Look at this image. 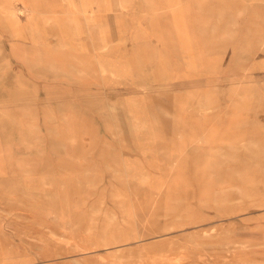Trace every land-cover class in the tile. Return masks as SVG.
Masks as SVG:
<instances>
[{"label": "rangeland", "instance_id": "1", "mask_svg": "<svg viewBox=\"0 0 264 264\" xmlns=\"http://www.w3.org/2000/svg\"><path fill=\"white\" fill-rule=\"evenodd\" d=\"M75 2L0 102V264H264V0Z\"/></svg>", "mask_w": 264, "mask_h": 264}, {"label": "crops", "instance_id": "2", "mask_svg": "<svg viewBox=\"0 0 264 264\" xmlns=\"http://www.w3.org/2000/svg\"><path fill=\"white\" fill-rule=\"evenodd\" d=\"M96 2V5L92 4L93 8L107 4L106 0H96ZM88 6H90L89 2ZM65 7L66 4H63V12L58 13L57 0H0V102L3 101L8 105L17 103L24 96L11 95L10 89L18 87L25 89L26 85L32 88L30 85L32 81L34 87L38 83L40 88L41 75L37 72H41L42 57L45 58V55L49 56L46 67L54 70L51 67L54 66L53 61L60 52L56 47L48 49L47 44L43 43L45 35L42 33H46L45 24L50 25L49 38L53 39L51 35L53 33L56 39L57 37L60 39L58 41L60 47L67 45L69 49L77 48L74 45L77 35L70 26L72 16L66 14ZM63 29L68 31L63 33ZM181 41H184L183 37ZM184 48L185 52L190 50V46ZM185 64L193 70L196 67V58L189 53L186 55ZM229 101L233 103V100ZM247 102H249L248 97L243 96L240 103ZM235 113L237 119L238 115L244 112L238 108Z\"/></svg>", "mask_w": 264, "mask_h": 264}, {"label": "bare ground", "instance_id": "3", "mask_svg": "<svg viewBox=\"0 0 264 264\" xmlns=\"http://www.w3.org/2000/svg\"><path fill=\"white\" fill-rule=\"evenodd\" d=\"M64 4H66V6L68 7V8H73V7H76V2H75V0H65V2H64ZM71 10H73V9H71ZM66 11V10H65ZM73 15V14H72ZM145 121V120H144ZM141 188V187H140ZM154 194V193H153ZM158 194V193H157ZM154 196V195H153ZM140 203V202H139ZM141 204V203H140ZM159 204V203H158ZM147 205V204H146ZM160 205V204H159ZM159 205H158V207H159ZM139 206V205H138ZM149 207V206H148ZM153 207V206H152ZM156 207V206H155ZM146 208V207H145ZM135 209H136V207H135Z\"/></svg>", "mask_w": 264, "mask_h": 264}]
</instances>
